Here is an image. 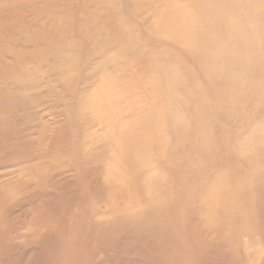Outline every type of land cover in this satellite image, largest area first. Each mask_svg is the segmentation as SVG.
Returning a JSON list of instances; mask_svg holds the SVG:
<instances>
[{
	"label": "rangeland",
	"instance_id": "rangeland-1",
	"mask_svg": "<svg viewBox=\"0 0 264 264\" xmlns=\"http://www.w3.org/2000/svg\"><path fill=\"white\" fill-rule=\"evenodd\" d=\"M199 1L0 0V40L15 46L0 47V87L32 96L0 137V264H264V3ZM227 8L237 17L198 33ZM97 30L120 41L107 56L126 51L116 69L88 54ZM36 33L61 36L75 64L21 72L16 53L45 48ZM142 210L153 233L131 224Z\"/></svg>",
	"mask_w": 264,
	"mask_h": 264
},
{
	"label": "bare ground",
	"instance_id": "bare-ground-1",
	"mask_svg": "<svg viewBox=\"0 0 264 264\" xmlns=\"http://www.w3.org/2000/svg\"><path fill=\"white\" fill-rule=\"evenodd\" d=\"M217 1L218 0H200L198 4H202V8H203V7H207V6H211V5L215 4V2H217ZM260 1L262 3H264V0H258L256 2V4L259 3ZM117 15H118L117 23L120 26L119 31L121 33H123L122 28L125 29L126 25L129 22H128L127 17H125V15H123V14H117ZM230 16L237 17V11L236 10L233 11V9H231V8L219 10L216 17L213 16V18H209L208 20L204 21V23L199 27L198 33L205 32L206 30L209 29V27L212 24H214L216 22L219 24V23L223 22L224 19H226L225 17L229 18ZM80 17H81L79 19L80 22H84V24H89V25H93V26L99 21L97 15H95V13H93V12H85ZM239 25H240V22L236 18V20H234L233 25H232L234 34H238V31H239L238 26ZM40 31H42V30H40ZM196 31H197V28H196ZM104 36H107V37H104ZM28 38H29V36H28ZM28 38H25V39H28ZM32 38L37 40V44H40V46H43L45 48L41 49V50H37V51L27 52V53L26 52L16 53V56H17L16 65L20 69L21 72H23V70H24L22 67L23 63L29 59L33 60L36 63L35 64L36 67H39V68L43 64H45V65L50 64L51 62L49 60H51V58H54V61L59 59L60 60L59 62L63 63V64L61 63V65L66 66L69 63L75 64V61H76L75 59L77 57H75L74 54H72V55L71 54H69V55H62L61 54L60 50L62 48V44L63 45L66 44L65 43L66 40L61 39L62 38L61 36L55 37V39H53L51 42H49V40L44 41L42 33H38V34L36 33L35 37H32ZM84 40H86V42H91L93 44V46L88 50V54H89V52L91 53V51H93L92 52L93 55H95V54L98 55V58L100 59L98 64L96 65V70H106V68H108V67H113L116 69V67L126 57V53H125L126 51L125 50L121 51L120 53L116 52L111 56H107V54H106L107 51L109 49H111L116 43L119 44V42H120L119 39H113L112 37H110V35H108L107 32H103V31L100 32L99 30L91 31L88 34H86V36L84 37ZM185 41L190 42L191 44L194 43L193 42L194 39L185 40ZM249 44L252 45L254 43L252 41H249ZM86 46H88V45H86ZM0 47L3 48L4 53L13 54L15 52V48H14L15 46L8 44L7 42H5L2 39L0 40ZM49 47H52V48H49ZM210 47L212 48V43L210 44ZM210 47H209V45L204 46L205 49L206 48L210 49ZM197 48H199V46H197ZM124 49H126V47ZM200 49H201V47H200ZM86 50L87 49H84V51H86ZM77 53H78V50H77ZM259 64L257 63V65L256 64H253V65L258 66ZM61 69L62 68H60L61 72L59 74H57L56 76H54V73L52 72L53 76L56 79H59V81L61 82V86L64 89H66L67 91L68 90L76 91L78 82L76 81V83H75L74 81L69 80L70 70L64 69V71H62ZM164 72L166 75H168V76L170 75V73L167 69H165ZM212 76H216V73L212 72ZM29 92H30V90H29L28 86H26L24 83H23V87L21 88V90L19 92H11V91L8 92L5 89H2L0 87V130H2V133L0 136L1 138L5 137L6 131L8 130V127H9V123L11 121V119L8 116V113L10 112V110L16 106L21 107V106H25V105L28 106V105L32 104L31 103V99H32L31 97L32 96L29 94ZM212 93L215 94V92H212ZM215 96L218 97L217 94H215ZM72 102L73 101H70L69 104H71ZM74 103L75 102H73V104ZM72 109H73V106H72ZM80 130L81 129H76V130H74V132L71 133L72 137L68 139V144H69L68 149H71L74 146V143L77 141V139L80 135ZM128 159L132 163V156L129 155ZM246 204H247V206L242 205V207H241L242 209L240 210V216L238 218L239 219L238 221L243 222L244 218L247 216L246 213L249 212V210H254V208L257 207V202L255 201L254 198H252V200L250 199L249 202ZM150 213H151V211H149V213H148V211L142 210L140 212V214H138L137 217L133 218V221L131 222V224L134 226H137L138 228H140V226H142L143 231L149 230V231H151V233H153V230H154V228L158 222V219L154 213L152 215H150ZM146 214L148 216L150 215L149 216L150 221L147 223H143L140 220H142L141 217H144ZM253 217H254V224L256 226V223L258 220L257 214L253 215ZM249 230H250V228L247 226L244 228L242 227V229H241L242 233L247 232Z\"/></svg>",
	"mask_w": 264,
	"mask_h": 264
}]
</instances>
